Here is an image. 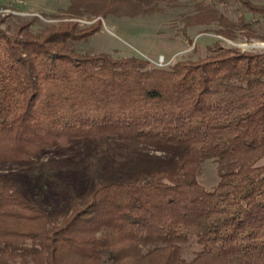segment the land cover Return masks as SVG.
Returning <instances> with one entry per match:
<instances>
[{
  "label": "trees",
  "instance_id": "1",
  "mask_svg": "<svg viewBox=\"0 0 264 264\" xmlns=\"http://www.w3.org/2000/svg\"><path fill=\"white\" fill-rule=\"evenodd\" d=\"M171 1L71 0L39 29L0 14V163L28 166L0 176V264H264V49L225 41L264 42V3L187 0L183 32L218 37L166 66L78 48ZM75 150L81 191L42 160ZM36 187L69 199L51 211Z\"/></svg>",
  "mask_w": 264,
  "mask_h": 264
},
{
  "label": "rangeland",
  "instance_id": "2",
  "mask_svg": "<svg viewBox=\"0 0 264 264\" xmlns=\"http://www.w3.org/2000/svg\"><path fill=\"white\" fill-rule=\"evenodd\" d=\"M256 1L264 3V0ZM70 5L71 0H0V14L7 17L8 22L39 17L41 21L33 26L39 29L44 25L43 23L55 24L62 19H68L66 17L70 13ZM161 9L152 15L115 14L106 19L102 18V30L89 42L79 44L78 48L89 52H114L118 55L138 54L149 58L155 64L159 63L160 58L165 57L166 62L170 64L193 50L194 44H190L188 36L194 38V42L200 43L203 48L218 37L212 32L199 33V28H191L187 34L183 32L182 18L193 9V5L187 0L162 3ZM98 19L90 15L75 18L81 24L88 25ZM225 41L243 49H264V42L260 41L251 43H237L227 39ZM151 153L154 152L151 151ZM83 157L82 150H75L48 152L44 154L42 160L54 161L59 168L61 178L73 183L77 190L81 191L85 185L81 166ZM27 171L28 166L20 161L0 163V176L8 175L12 179L23 181ZM201 180L207 187H212L218 182L217 164L214 161L210 160L205 163V171ZM36 188L39 192L38 196L51 211L62 209L69 199L65 193L53 191L44 192L45 195H42V188Z\"/></svg>",
  "mask_w": 264,
  "mask_h": 264
},
{
  "label": "built area",
  "instance_id": "3",
  "mask_svg": "<svg viewBox=\"0 0 264 264\" xmlns=\"http://www.w3.org/2000/svg\"><path fill=\"white\" fill-rule=\"evenodd\" d=\"M158 62H159V63H157V64H158L159 66H164V65H167V64H168V62H166V60H165V57L160 58Z\"/></svg>",
  "mask_w": 264,
  "mask_h": 264
}]
</instances>
